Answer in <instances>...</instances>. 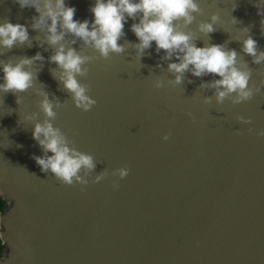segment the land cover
I'll list each match as a JSON object with an SVG mask.
<instances>
[{
    "label": "water",
    "instance_id": "obj_1",
    "mask_svg": "<svg viewBox=\"0 0 264 264\" xmlns=\"http://www.w3.org/2000/svg\"><path fill=\"white\" fill-rule=\"evenodd\" d=\"M66 2L76 7L75 19H94V0ZM236 3L239 7L232 11ZM200 4L203 14L190 26L200 38L197 45L230 41L229 48L241 52L253 68L251 83L261 88L251 100L219 104L213 97L205 103L213 90L199 85L211 75L188 73L193 83L168 84L171 74L167 62L160 61L163 50L155 52V42L148 50L151 56L145 54L141 61L125 44L123 54L91 62L88 76L79 77L98 101L87 112L61 90L49 71L56 65L47 60L34 88L17 94L20 105L14 94L0 92V197L5 202L0 264H264V137L257 135L264 129V64H253L237 41L248 34L243 31L248 26L264 49L261 16L254 0ZM213 12H219L220 20L209 40L197 24ZM33 15H38L34 7L21 9L14 0H0V22L7 18L25 24L33 38L31 48L17 45L0 59L37 51L51 55L50 46L45 43L49 50L44 51L36 40L44 34L31 28ZM132 23L129 18L120 43L138 42ZM73 46L98 56L79 42ZM158 62L164 69L156 67ZM40 67L39 62L32 66ZM157 78L165 80L163 88L154 87ZM44 88L69 99L56 109L55 124L70 137L75 131L76 146L95 156L93 177L104 168L109 171L84 192L78 184L64 185L42 172L32 158L43 153L32 137L34 121L25 117L39 111L42 97L36 90ZM241 115L252 123L239 121ZM166 133H171L168 140L163 139ZM125 165L131 171L114 189L117 177L111 171Z\"/></svg>",
    "mask_w": 264,
    "mask_h": 264
},
{
    "label": "clouds",
    "instance_id": "obj_2",
    "mask_svg": "<svg viewBox=\"0 0 264 264\" xmlns=\"http://www.w3.org/2000/svg\"><path fill=\"white\" fill-rule=\"evenodd\" d=\"M14 2L21 9L35 8L38 15L32 16L31 28L44 34L43 40L36 39L39 46L48 51V48H44L46 43L52 49L47 58L37 51L33 56L0 59V72L3 73L0 77L3 81L0 83V92L14 94L18 105L22 101L17 94L34 88L38 74L47 60L56 65L49 71L62 86L61 90L68 93L77 108L90 111L98 101L89 94L91 85L81 82L79 77L88 76L91 62L98 58L107 60L113 53L123 54L127 50L125 44L135 49L136 56L141 61L145 54L151 56L148 50L152 48L153 42L157 54L163 50L160 61L167 62L166 71L171 74L168 84H184L186 79L188 83H193L188 78V73L197 78L208 75L213 77L209 81L202 79L199 85L201 89L213 90V95L205 96V103H211L214 97L219 104H223L226 99H230L233 104H240L251 100L261 91L260 86L251 83L253 68L249 67L241 52L229 48L230 41H208L202 47L197 45L200 38L190 26L197 20V15L203 14L200 0H94V4L90 6V11L94 14V19L91 20L75 19L77 9L66 0ZM254 6L261 16V32L264 34V0H254ZM238 7V3L234 4L232 11ZM129 18L133 21L131 31L138 42L125 40L120 43L126 36L125 24ZM219 20V12H213L209 20H200L197 24L199 33L208 36L210 40V34L217 30ZM233 20L238 21L234 16ZM243 31L248 34L242 40H237L241 42L242 53L251 56L253 64H264V49L259 47L248 26L243 27ZM32 39L27 25L12 23L7 18L0 22V50H3L0 55H5L17 45L31 48ZM78 42L84 48L93 49L98 56L85 53L81 47H74ZM38 62L42 67L33 70L32 66ZM156 67L164 69L160 62ZM57 69L58 76L55 74ZM153 85L157 89L163 88L165 80L157 78ZM36 91L42 97L38 101L39 111L29 113L25 119L34 121L32 137L43 154H33L32 158L40 170L46 174L50 172L61 184L80 185L82 192L86 191L85 186L90 183L104 180L109 175L108 169L104 168L93 177L98 162L92 153L76 146L73 139L75 131L70 137L55 124L58 115L56 109L65 107L69 99L61 100L46 88ZM41 112L44 114L42 120L39 119ZM188 115L192 116V113ZM237 119L246 124L252 123L251 117L241 115ZM248 131H253V128L250 127ZM170 135L171 133H166L163 139L168 140ZM257 135L264 137V129L259 130ZM130 171L127 165L111 171V175L117 177L112 181L114 189L120 187L119 181L126 178Z\"/></svg>",
    "mask_w": 264,
    "mask_h": 264
},
{
    "label": "trees",
    "instance_id": "obj_3",
    "mask_svg": "<svg viewBox=\"0 0 264 264\" xmlns=\"http://www.w3.org/2000/svg\"><path fill=\"white\" fill-rule=\"evenodd\" d=\"M4 206H5V202L0 197V212L4 209ZM2 249H3V245H2L1 240H0V256L2 253Z\"/></svg>",
    "mask_w": 264,
    "mask_h": 264
}]
</instances>
